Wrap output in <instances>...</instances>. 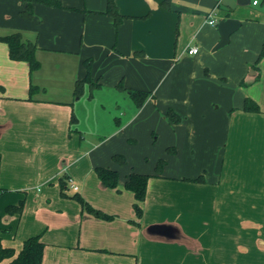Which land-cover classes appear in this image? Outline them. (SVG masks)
Wrapping results in <instances>:
<instances>
[{
	"label": "crops",
	"instance_id": "0c3cea01",
	"mask_svg": "<svg viewBox=\"0 0 264 264\" xmlns=\"http://www.w3.org/2000/svg\"><path fill=\"white\" fill-rule=\"evenodd\" d=\"M59 1L64 9L36 4L29 20L24 2L0 0V39L20 33L41 64L31 73L0 40L3 246L17 256L39 237L42 264H264V5L117 0L127 18L116 26L108 0ZM87 60L92 82L76 98ZM87 90L93 100L78 104ZM130 90L150 93L143 107ZM100 109L114 116L102 133ZM141 140L158 147L151 159ZM99 167L118 172L116 189ZM133 173L151 176L144 201L126 188Z\"/></svg>",
	"mask_w": 264,
	"mask_h": 264
},
{
	"label": "trees",
	"instance_id": "16d2710c",
	"mask_svg": "<svg viewBox=\"0 0 264 264\" xmlns=\"http://www.w3.org/2000/svg\"><path fill=\"white\" fill-rule=\"evenodd\" d=\"M21 1L26 4L25 10L22 12V16L25 19H29V20L34 17V6L36 4H41L47 7L58 8V9L65 8L59 0H21ZM116 1L117 0H108V8H107L106 14L111 16L114 19L116 26H119L122 23V21L127 17L121 15L118 12ZM0 40L8 44L9 56L12 60L27 62L29 64L31 73H33L34 71H37L40 68L41 64L36 59V51L38 49L36 43L30 42V41H24L20 33L11 34V35L2 37ZM263 56H264V48L261 53L260 59ZM85 65L87 67V76L83 81H78L76 84L75 94L77 97H80L82 93L84 92V85L87 82H92L91 80V60H87L85 62ZM31 91L32 92L34 91L33 87ZM129 94L138 108L143 107L147 99L150 96V93L141 92V91H133V90H130ZM90 97H92V95ZM245 109L248 112L260 113V107L252 99L246 100ZM167 117L171 120L172 123H175V124L181 120L180 117L176 113H173L172 111H170L167 114ZM73 121L74 122L77 121L76 116H73ZM113 158L119 164L124 165L127 163L123 155L116 154ZM164 165H165L164 160H161L158 163L157 168H156L157 175L161 173ZM96 171L98 173L99 178L101 179L102 183L105 186L112 188V189H116L118 187L119 174L117 171L110 170L104 167L96 168ZM150 178H151L150 175L133 173L131 174L128 181L126 182V188L135 194L136 199L138 201H144L146 197V191H147L148 182ZM199 180L200 178L196 179V181H199ZM67 181L66 183L64 182L62 185V192H63V195L65 196L67 195L65 191L68 190L67 183H69V181L68 182ZM73 198L82 204L84 210L94 215L95 217L106 219V220H109L112 218L111 216L106 215L103 212L94 209L80 195L76 194L73 196ZM23 209H24V202H21L19 206L8 207L7 212L8 213H21ZM135 209H136V213L138 217H141L142 216L141 207L136 204ZM44 249H45V245L44 243L41 242L40 238L33 237L25 243L23 250L17 256H15L14 249L6 248L3 246L2 239L0 236V263L4 262L5 260L11 259V261L8 264H42L43 256H44Z\"/></svg>",
	"mask_w": 264,
	"mask_h": 264
},
{
	"label": "rangeland",
	"instance_id": "374dc122",
	"mask_svg": "<svg viewBox=\"0 0 264 264\" xmlns=\"http://www.w3.org/2000/svg\"><path fill=\"white\" fill-rule=\"evenodd\" d=\"M253 1H254V0H248V1H247V4H252ZM257 2L260 3V5H259V9H260V8L264 5V0H257ZM255 9H256V8H255ZM257 9H258V8H257ZM65 88H66V87H63V88H61V90L65 89ZM89 95H90V91L87 90V91H86V94L82 97L81 102L78 103V104L88 103V102H90L91 100H93V99H90V98H89ZM76 98H78V97H76ZM100 99H101V97H100ZM89 100H90V101H89ZM95 100H96V99H95ZM95 103H96V102L93 103V105H92V109H91L93 112L95 111V109H94ZM116 108H117V106L115 105L114 110H111V111H113L114 115L118 116L119 114H115V112L117 111ZM111 109H112V107H111ZM100 112H103V116H104V117H103V122H101V124H105L104 130L100 131V133H102V132H106V131H107L106 118H107V119H108V118H109V119H113L114 116L111 115L110 113H107V111H102L101 109H100ZM85 113H86V115H89V113H90V109H89V108H86V109H85ZM130 143L133 144V141L130 142ZM139 144H140V151L143 152V153H145V155H146V157H148V159H151L152 156L155 155V150L158 149V147H155V148L152 147V145L150 144V142H148L147 140H141V142H139ZM134 145L137 146V142L134 143ZM156 146H158V143L156 144ZM156 153H158V150L156 151ZM70 193H73V192L70 191Z\"/></svg>",
	"mask_w": 264,
	"mask_h": 264
},
{
	"label": "built area",
	"instance_id": "2783aa9c",
	"mask_svg": "<svg viewBox=\"0 0 264 264\" xmlns=\"http://www.w3.org/2000/svg\"><path fill=\"white\" fill-rule=\"evenodd\" d=\"M254 4L256 5V4H258V2L257 1H255L254 2ZM210 24L211 25H215L216 24V22H217V16H216V13L215 12H212L211 14H210ZM199 52V48L197 47V46H193L191 49H189V54L190 55H196L197 53ZM70 182V181H69ZM75 191H78V187H76L74 184H72V186H71Z\"/></svg>",
	"mask_w": 264,
	"mask_h": 264
},
{
	"label": "water",
	"instance_id": "95a60500",
	"mask_svg": "<svg viewBox=\"0 0 264 264\" xmlns=\"http://www.w3.org/2000/svg\"><path fill=\"white\" fill-rule=\"evenodd\" d=\"M229 2V3H228ZM233 2V3H235L234 5H236V2H235V0H224V4L226 5V6H228V7H231V8H235V6L233 5L232 6V4L231 3ZM241 3V2H240Z\"/></svg>",
	"mask_w": 264,
	"mask_h": 264
}]
</instances>
